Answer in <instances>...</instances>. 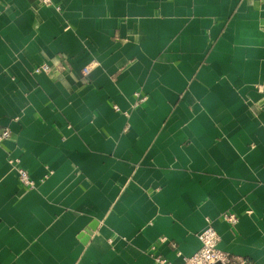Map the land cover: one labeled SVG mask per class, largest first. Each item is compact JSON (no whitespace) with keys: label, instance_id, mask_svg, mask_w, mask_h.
<instances>
[{"label":"crops","instance_id":"obj_1","mask_svg":"<svg viewBox=\"0 0 264 264\" xmlns=\"http://www.w3.org/2000/svg\"><path fill=\"white\" fill-rule=\"evenodd\" d=\"M4 129L0 264H264V0H0Z\"/></svg>","mask_w":264,"mask_h":264},{"label":"built area","instance_id":"obj_2","mask_svg":"<svg viewBox=\"0 0 264 264\" xmlns=\"http://www.w3.org/2000/svg\"><path fill=\"white\" fill-rule=\"evenodd\" d=\"M39 3L41 5H50L51 0H39ZM49 71L50 66L45 62L41 63L33 69V72L35 73ZM82 72L84 75H87L89 69L85 67L83 68ZM134 95L137 98L134 104L142 102L146 99L145 96L140 95L138 92H136ZM115 109L118 110L117 107H115ZM124 114L128 115V111H125ZM9 135V130H1L0 141L7 138ZM7 162L16 171L17 178L24 187L31 188L34 186V180L30 177L27 171L17 165L14 158H9ZM222 220L228 224L235 225L238 221V217L234 213H224L222 215ZM197 238L199 241L198 249L190 256L183 257V262L181 264H246L243 260L232 258L230 257L229 253L218 248L219 235L213 227L210 219H206V226L197 234ZM160 240L163 241L164 238ZM153 264L172 263L162 255L156 254L153 256Z\"/></svg>","mask_w":264,"mask_h":264}]
</instances>
